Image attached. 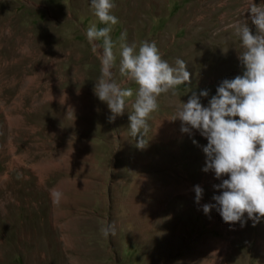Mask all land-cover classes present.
Here are the masks:
<instances>
[{
	"label": "rangeland",
	"instance_id": "obj_1",
	"mask_svg": "<svg viewBox=\"0 0 264 264\" xmlns=\"http://www.w3.org/2000/svg\"><path fill=\"white\" fill-rule=\"evenodd\" d=\"M113 3V81L134 95L110 123L94 93L101 61L86 30L104 25L91 0H0V264H196L204 255L203 264H264V219L253 226L245 214L242 226L215 206L204 213L229 177L204 172L206 138L171 120L193 92H208L207 107L222 81L243 74L237 30L255 33L249 9L264 0ZM144 41L170 66L182 59L190 80L158 97L138 148L129 131L138 86L120 75V46ZM111 223L116 235L105 238Z\"/></svg>",
	"mask_w": 264,
	"mask_h": 264
},
{
	"label": "clouds",
	"instance_id": "obj_2",
	"mask_svg": "<svg viewBox=\"0 0 264 264\" xmlns=\"http://www.w3.org/2000/svg\"><path fill=\"white\" fill-rule=\"evenodd\" d=\"M114 7L113 0H91L93 14L104 27L98 28L94 23L86 30V37L101 61V75L94 93L107 104L110 123L123 114L126 99L134 95L131 88L113 81L116 57L110 33L118 23L111 14ZM249 11L255 33L247 23L237 30L243 74L222 81L207 107L200 98L207 97L208 92L201 91L199 95L193 92L171 119L182 122L183 133L191 135L195 130L206 138L203 151L207 160L203 171L214 172L218 180L229 177L215 186L222 194L213 197L215 205L203 206L204 213L208 214L215 206L225 223L240 222L242 226L247 222L245 214L253 226L264 219V7L253 4ZM125 38L126 33L121 35L122 41ZM96 41H102V51H98L101 45ZM120 47V75L138 86L131 104L129 131L133 139L139 138L137 147L143 148L150 130L148 118L158 109V97L170 91L175 95L177 86L189 82L190 73L182 59L175 61V67L163 60L155 41L142 42L138 51L134 44L122 43ZM194 191L199 203L203 190L197 185ZM51 195L54 203L60 202V191ZM101 231L105 238L115 236V224H108Z\"/></svg>",
	"mask_w": 264,
	"mask_h": 264
},
{
	"label": "bare ground",
	"instance_id": "obj_3",
	"mask_svg": "<svg viewBox=\"0 0 264 264\" xmlns=\"http://www.w3.org/2000/svg\"><path fill=\"white\" fill-rule=\"evenodd\" d=\"M174 62H175V61H174ZM200 209H201V208H200ZM132 211H133V210H132ZM172 212H173V211H172ZM176 213H177V212H176ZM134 214H135V213H134ZM172 219H173V218H172ZM215 221H216V220H215ZM160 226H161V225H160ZM152 227H153V226H152ZM160 228H161V227H160ZM220 230H221V229H220ZM127 233H128V232H127ZM163 233H164V232H163ZM169 234L172 235L175 239L178 237L177 234H174V233L171 234V232H169L168 230H166L164 236H166V235L169 236ZM159 235H160V234H159ZM202 257H203V256H202ZM204 257H205V255H204ZM204 257H203L202 259L199 258L201 261H200L199 259H197V260L195 261V263H196V264H203V263L205 262V261L202 262L203 260H205ZM205 258H206V257H205ZM192 261H193V260H192ZM201 262H202V263H201ZM211 263L213 264V262H211ZM208 264H209V263H208Z\"/></svg>",
	"mask_w": 264,
	"mask_h": 264
}]
</instances>
